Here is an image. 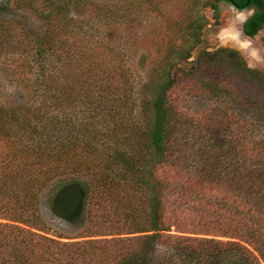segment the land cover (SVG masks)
<instances>
[{"label": "trees", "instance_id": "trees-1", "mask_svg": "<svg viewBox=\"0 0 264 264\" xmlns=\"http://www.w3.org/2000/svg\"><path fill=\"white\" fill-rule=\"evenodd\" d=\"M105 1L42 0L39 10L37 0H0L1 15L29 10L44 23L31 38L20 21L0 22V62L18 60L28 74L39 69L22 78L38 97L35 105H0V139L16 152L7 164L19 168L0 182V219L8 222L0 224V264H264V73L229 49L201 51L183 68L201 45L205 9L256 6L243 26L252 38L264 29V4L208 0L190 21L186 44L156 61L155 77L133 100L122 59L101 45L100 29L74 16ZM100 10L96 25L128 22ZM50 59L55 71L46 68ZM103 60L114 73L100 67ZM205 65L226 69L263 97L202 77ZM194 97L210 104L189 112ZM136 103L146 119L141 128L130 124ZM193 137L200 154H192ZM49 183L51 210L63 189L83 192L74 220L101 239L42 248L26 238L33 234L21 226L36 212L31 191Z\"/></svg>", "mask_w": 264, "mask_h": 264}, {"label": "rangeland", "instance_id": "rangeland-1", "mask_svg": "<svg viewBox=\"0 0 264 264\" xmlns=\"http://www.w3.org/2000/svg\"><path fill=\"white\" fill-rule=\"evenodd\" d=\"M207 1L128 0L126 2L124 0H109L103 3L97 2L100 5L99 7L90 6L84 8L81 6L74 10V16L85 19L88 23L87 27L92 26L98 28V30L100 29L102 33L97 36V39L102 43L101 45L104 48L113 49L115 51L113 55L122 59L120 62L121 67L134 85L132 93H135L132 95L134 100V98H137L136 96H139L142 85L149 78L155 77L156 61L161 56H166L170 48L186 44L189 23L196 14L200 13ZM42 6V0H37L39 10H42ZM101 8H106L107 12H112L118 16H126L127 19L125 20H128V22L124 21L125 23L116 24V26L113 24L111 26L96 25L93 22L95 12ZM15 12L17 15L12 13L0 14V22L20 21L26 34L31 38L43 32L44 23L41 22L39 15L29 10H18ZM98 12H101V10ZM204 14L208 18L211 17L208 11H204ZM244 19V13H239L224 3L220 4L218 15L219 26L215 27L208 22L202 33L201 45L191 51V57L186 64H183V68L190 69V64L196 61L201 51L213 53L218 49H229L236 51L249 69L264 73V48L260 43L262 33L253 40L246 39L240 35L238 28H240V24ZM231 30L239 35L238 40L228 37L232 32ZM86 55L90 62L93 54L88 51ZM53 61V59H50L46 63V68L50 71H55L56 68V63L52 64L54 63ZM101 65L100 67H105L108 72L114 73L111 69L113 65H109L105 61L101 62ZM38 71V67H35L32 73H26L28 69L22 67L18 60L9 61L8 63L0 62V105L7 107L35 105L38 97L22 78L26 76L32 79L35 75H38ZM198 71L202 77L208 80L229 82L233 89L245 91L255 98L262 96L255 88H252L253 86L244 80L228 75L229 73H227L226 69H217L211 65H205L201 66V69H198ZM66 72H71V67H68ZM199 72H196V74ZM208 104H210L209 101L204 97H194L188 99L185 108L189 112H196ZM135 106L136 109L133 112L130 124L141 128L146 125V119L141 114L142 108L139 107V104L136 103ZM221 132H217L216 135L218 137L221 136ZM259 136H264V130ZM194 141L196 145L193 148L192 154H200L198 142L193 137ZM15 153L14 148L9 142L0 139V182H2L5 172L12 171V169L18 172L19 168L7 164L8 160ZM206 154L213 153L209 152ZM13 189L19 190L17 187ZM53 190L54 186L52 183H49L41 190L35 189L31 191V195L32 193L36 195V200L32 206V210L35 209L36 212L34 217L27 219L25 224L21 226V228L29 230L33 234V236H26V238L30 239L37 246L40 243L42 248L53 247L52 241L76 243L101 239L102 237H89L88 230L91 225L87 224V222L74 220L82 202V199L79 200L80 195L76 191L70 190V187L63 189L58 193V195L60 193L63 195L60 197L56 209L54 207L51 210L48 202ZM5 223L8 222L0 219V224ZM106 238L109 237H104V239Z\"/></svg>", "mask_w": 264, "mask_h": 264}, {"label": "flooded vegetation", "instance_id": "flooded-vegetation-1", "mask_svg": "<svg viewBox=\"0 0 264 264\" xmlns=\"http://www.w3.org/2000/svg\"><path fill=\"white\" fill-rule=\"evenodd\" d=\"M247 1L249 2V0H247ZM210 2L213 3L214 5L216 4V1H215V0H210ZM261 2L264 4V0H261ZM222 3H224V4L228 5V6H230L231 8H233L234 10H236V11L239 12V13H244V15H245V19H244L243 22L240 24V28H238V29H239V34L242 35V36H243L244 38H246V39L253 40V39L256 38L260 33H262V37L260 38V43H261L262 47L264 48L263 41H262V39H263V37H264V29H261V30L258 32V34H257L256 36L252 37V38L246 36V35L244 34V32H243V26H244V24H245V23L247 22V20H248L250 17H252V16L255 14V12L257 11V7H256V6H253V7L246 6V7L243 8V9H237V8L235 7V5H233L232 3H229V2H221V3L217 4V10H216V11H214V9H212V8H211V9H209V8L206 9V11H208V12L211 14V17H210V18L207 17V20H208L209 24H212V25H214L215 27L219 26V23H218L219 5L222 4ZM258 6H259V5H258ZM259 7H260V8H259ZM259 7H258V8L260 9V11H261V12H264V6H263V5H260Z\"/></svg>", "mask_w": 264, "mask_h": 264}, {"label": "water", "instance_id": "water-1", "mask_svg": "<svg viewBox=\"0 0 264 264\" xmlns=\"http://www.w3.org/2000/svg\"><path fill=\"white\" fill-rule=\"evenodd\" d=\"M70 190L76 191V192L80 195V199H79V200L82 199L83 192H82L79 188H73V187H70ZM62 195H63V194L60 193V194L57 196V198H56V200H55V204H54L55 209H56L57 204H58V201H59L60 197H62Z\"/></svg>", "mask_w": 264, "mask_h": 264}, {"label": "bare ground", "instance_id": "bare-ground-1", "mask_svg": "<svg viewBox=\"0 0 264 264\" xmlns=\"http://www.w3.org/2000/svg\"><path fill=\"white\" fill-rule=\"evenodd\" d=\"M232 32H231V34L230 35H228V37H230L231 39H233V40H238V34L236 33V32H234L233 30H231Z\"/></svg>", "mask_w": 264, "mask_h": 264}]
</instances>
